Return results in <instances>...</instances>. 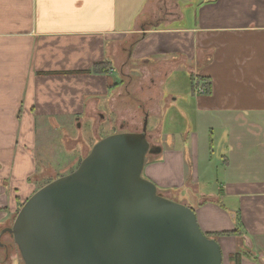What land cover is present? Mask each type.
<instances>
[{
  "label": "crops",
  "instance_id": "1",
  "mask_svg": "<svg viewBox=\"0 0 264 264\" xmlns=\"http://www.w3.org/2000/svg\"><path fill=\"white\" fill-rule=\"evenodd\" d=\"M145 119L160 152L143 177L172 198L193 187L198 198L181 204L223 264L236 253L264 264V0H0V232L58 177L44 183L36 165L50 169L57 131L79 133L63 138L73 169L83 129L139 132ZM250 138L262 146L260 170L195 189L217 153L226 172V154L238 157ZM10 241L0 237V264H21Z\"/></svg>",
  "mask_w": 264,
  "mask_h": 264
},
{
  "label": "water",
  "instance_id": "2",
  "mask_svg": "<svg viewBox=\"0 0 264 264\" xmlns=\"http://www.w3.org/2000/svg\"><path fill=\"white\" fill-rule=\"evenodd\" d=\"M146 124L98 140L76 170L22 205L0 232L22 264H223L194 211L143 177L146 157L160 152Z\"/></svg>",
  "mask_w": 264,
  "mask_h": 264
},
{
  "label": "rangeland",
  "instance_id": "3",
  "mask_svg": "<svg viewBox=\"0 0 264 264\" xmlns=\"http://www.w3.org/2000/svg\"><path fill=\"white\" fill-rule=\"evenodd\" d=\"M132 114V113H131ZM148 122V121H147ZM218 121L213 120L211 123L206 122V125H216ZM106 125V124H105ZM108 127V126H107ZM182 128H184V125H182ZM187 129V131L189 130L188 125H186L185 127ZM215 130L218 129V127L214 128ZM184 130V129H182ZM77 131V130H76ZM73 128H63L62 130L57 131L56 136L53 138V140L58 141V145L54 146L52 148H50V152H48L49 155H51V158H47L50 162V169H43L40 165H39V159H37L38 161H36V165H37V169H39V172L37 174V176H39L40 180L43 181L44 183H47L49 181H51L53 179V176H65L70 174L71 172H73L74 170L77 169L79 163H77V165H73V169L72 168V162L70 163V161L73 158V155L70 154L68 152L67 147L64 145L63 142V138L65 136H69L71 137L73 134H77L78 131L76 132ZM115 132L118 133L119 129L117 127L110 129L108 128H97L96 132L94 129H92L90 131V134H88V136L85 135V129H83L82 131V141L85 143L82 144L83 145V155L84 157L88 154V152L90 151V149L92 148V146L101 138H105V136H109L110 132ZM79 136V133H78ZM249 143L246 142L244 144L245 149L241 151V154L237 157V155H230V154H226L230 161H229V169L226 172H223L220 166L221 160L219 158V153L216 154L215 151V165H216V169L215 171H212V175H207V176H199L198 182H196L195 184V189L198 190V192H207V191H211V189L215 188L216 186V180H223L225 178V180H238V178H248V174L246 173V171H256V170H260L262 167V160H261V156L259 155V152L262 149L261 145H258L257 143L259 142V140H257L255 143L254 139L250 138L249 139ZM80 145V144H79ZM68 147L71 146V142L69 143V145H67ZM150 158V156H149ZM148 159V156H147ZM82 160V159H81ZM80 160V161H81ZM148 162V161H147ZM70 163V164H69ZM41 164V162H40ZM69 164V165H68ZM75 168V169H74ZM66 169V170H65ZM68 169V170H67ZM240 169V170H239ZM231 170V171H230ZM239 170V171H236ZM239 173L243 174L242 176H238ZM53 174V175H51ZM258 177V175L255 172L254 177ZM57 177V178H58ZM260 178V177H258ZM56 179V178H55ZM37 180V178H36ZM35 181V180H34ZM209 182V183H208ZM44 183H38V187L42 186V184ZM37 184V183H36ZM173 191V198L169 197V193L167 192H161V194L166 197V198H171V200H174L177 203H181L182 200L187 199L189 201V199L191 198V196L197 197L195 191L193 190V187H188V185H185L183 187H176V188H172L171 189ZM198 198V197H197ZM10 244L12 245L13 248V253L17 256V258L19 259L20 263L21 259L19 257L18 251L16 249V246L14 245L13 241H10Z\"/></svg>",
  "mask_w": 264,
  "mask_h": 264
},
{
  "label": "built area",
  "instance_id": "4",
  "mask_svg": "<svg viewBox=\"0 0 264 264\" xmlns=\"http://www.w3.org/2000/svg\"><path fill=\"white\" fill-rule=\"evenodd\" d=\"M193 90L195 94L198 95H204L206 94V88H205V83L204 82H198V80L193 79Z\"/></svg>",
  "mask_w": 264,
  "mask_h": 264
},
{
  "label": "trees",
  "instance_id": "5",
  "mask_svg": "<svg viewBox=\"0 0 264 264\" xmlns=\"http://www.w3.org/2000/svg\"><path fill=\"white\" fill-rule=\"evenodd\" d=\"M94 72H96V69H94ZM232 234H234V233H232ZM207 238H208V237H207ZM229 260H230V262H233L234 264H240L241 254L236 253V254H234V255H231V256L229 257Z\"/></svg>",
  "mask_w": 264,
  "mask_h": 264
},
{
  "label": "bare ground",
  "instance_id": "6",
  "mask_svg": "<svg viewBox=\"0 0 264 264\" xmlns=\"http://www.w3.org/2000/svg\"><path fill=\"white\" fill-rule=\"evenodd\" d=\"M146 121H147V119H146ZM144 122H145V120L143 121V124H142V127H141V130H142V128H143V125H144ZM141 130L139 131V132H141ZM146 134H147V124H146ZM20 210V209H19ZM19 212V211H18ZM17 212V213H18ZM17 215V214H16Z\"/></svg>",
  "mask_w": 264,
  "mask_h": 264
}]
</instances>
